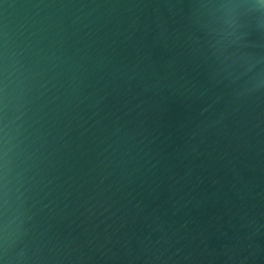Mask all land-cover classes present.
I'll return each mask as SVG.
<instances>
[{
    "label": "water",
    "instance_id": "water-1",
    "mask_svg": "<svg viewBox=\"0 0 264 264\" xmlns=\"http://www.w3.org/2000/svg\"><path fill=\"white\" fill-rule=\"evenodd\" d=\"M0 264H264V0H0Z\"/></svg>",
    "mask_w": 264,
    "mask_h": 264
}]
</instances>
